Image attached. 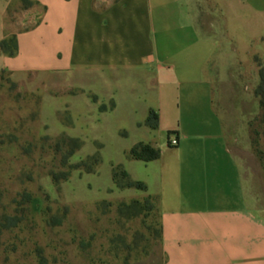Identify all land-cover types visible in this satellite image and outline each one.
Wrapping results in <instances>:
<instances>
[{"label":"crops","instance_id":"0c3cea01","mask_svg":"<svg viewBox=\"0 0 264 264\" xmlns=\"http://www.w3.org/2000/svg\"><path fill=\"white\" fill-rule=\"evenodd\" d=\"M34 1L40 9L15 29V53L0 50V70L59 80L76 119L125 111L140 133L128 151L160 150L148 161L127 154L124 170L157 199L162 264H264V168L244 110L222 102L233 88L210 67L264 47V0ZM6 7L0 0V40Z\"/></svg>","mask_w":264,"mask_h":264},{"label":"rangeland","instance_id":"374dc122","mask_svg":"<svg viewBox=\"0 0 264 264\" xmlns=\"http://www.w3.org/2000/svg\"><path fill=\"white\" fill-rule=\"evenodd\" d=\"M6 2L10 46L15 29L30 25L40 6ZM206 19L220 27L217 17ZM214 34L222 38L219 29ZM257 57L264 64V47L254 46L238 63L214 59L210 67L220 76L217 84L233 88L222 102L244 110L255 151L264 159V93L254 92ZM58 81L0 70V264H162L156 197L112 179L113 166L125 168L140 133L125 111L110 112V120L76 119L62 104L67 96ZM119 172L116 181L125 183ZM5 215L15 218L13 225L3 227Z\"/></svg>","mask_w":264,"mask_h":264},{"label":"trees","instance_id":"16d2710c","mask_svg":"<svg viewBox=\"0 0 264 264\" xmlns=\"http://www.w3.org/2000/svg\"><path fill=\"white\" fill-rule=\"evenodd\" d=\"M11 39H13V44L12 45H8V39L6 37L2 38L0 40V50L3 52V53H6V54H9V55H12L15 53L16 51V38L15 36H12ZM258 76H259V84L258 86L255 88L254 92L256 95L262 97L263 93H264V64L262 63H258ZM261 106H263L262 104V100L260 102ZM156 119H157V116L155 114L154 111L150 110L149 111V114L147 116V119H146V124H148L149 126L151 127H155L156 125ZM74 142H77L76 140H74ZM78 147L77 143H75V146H74V149H76ZM160 154V150L158 148H155L153 146H151L149 143H144V142H138L136 143L135 145H133L129 151H128V155L133 157V158H136V159H141V160H144V161H148V160H152V159H155L159 156ZM259 155V158L261 160V163L263 165V168H264V159ZM119 169V173L120 175L123 177V178H126V182L125 183H121V184H118V181H116L117 179V170ZM112 179L113 181L116 183V185H118L119 187H135V188H140V189H144L145 186L142 182H139V181H134V180H131L127 174V172L122 168V166L120 164H116L113 166L112 168ZM150 195H148L149 197ZM5 220H7V223L4 224L5 226L3 227H9L11 225L14 224V217L12 216H4ZM12 220V222H8ZM159 236H160V228H159Z\"/></svg>","mask_w":264,"mask_h":264},{"label":"built area","instance_id":"2783aa9c","mask_svg":"<svg viewBox=\"0 0 264 264\" xmlns=\"http://www.w3.org/2000/svg\"><path fill=\"white\" fill-rule=\"evenodd\" d=\"M178 143V139H177V137L176 136H169L168 137V144L169 145H172V146H174V145H176Z\"/></svg>","mask_w":264,"mask_h":264}]
</instances>
